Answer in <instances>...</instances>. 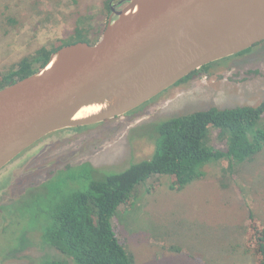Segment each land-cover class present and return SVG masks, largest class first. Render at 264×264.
Listing matches in <instances>:
<instances>
[{
	"label": "rangeland",
	"instance_id": "rangeland-1",
	"mask_svg": "<svg viewBox=\"0 0 264 264\" xmlns=\"http://www.w3.org/2000/svg\"><path fill=\"white\" fill-rule=\"evenodd\" d=\"M111 1L118 0H0V71L39 46L69 37L77 26L88 29L85 40L94 44ZM263 100L260 42L243 54L218 60L207 72L172 85L121 117L47 135L4 170L28 160L23 170L27 173L7 190L9 198L29 192L4 209L8 219L3 224L0 219V264H74L41 242L37 229L47 221L50 208L85 191L92 180L149 160L161 122L212 107H255ZM257 127L264 131V116ZM208 144L225 148L214 129ZM202 170L201 179L180 191L169 189L170 176L150 177L136 188L131 209L116 210L112 226L133 264H257L243 246V235L250 215L264 225V149L232 173L225 171L223 161L210 162ZM8 176H1V185Z\"/></svg>",
	"mask_w": 264,
	"mask_h": 264
},
{
	"label": "water",
	"instance_id": "water-1",
	"mask_svg": "<svg viewBox=\"0 0 264 264\" xmlns=\"http://www.w3.org/2000/svg\"><path fill=\"white\" fill-rule=\"evenodd\" d=\"M109 4L94 44L63 46L0 89V169L49 134L121 117L201 67L264 42V0Z\"/></svg>",
	"mask_w": 264,
	"mask_h": 264
},
{
	"label": "trees",
	"instance_id": "trees-1",
	"mask_svg": "<svg viewBox=\"0 0 264 264\" xmlns=\"http://www.w3.org/2000/svg\"><path fill=\"white\" fill-rule=\"evenodd\" d=\"M85 30L77 26L69 37L39 46L9 69L0 71V89L43 68L49 56L61 47L86 42L88 29ZM216 62L201 67L179 82L207 72ZM263 116L264 100L255 107H212L161 122L155 128L152 157L121 172L92 180L85 191L70 194L57 202L47 211V221L41 230L37 229L41 242L74 264H133V257L112 226L116 210L119 207L131 209L136 188L150 177L170 176L169 189L180 191L188 183L201 179L203 166L210 162L223 161L225 171L232 173L235 166L253 159L264 149V131L257 127ZM211 129L217 130L219 138L225 140L224 149L208 144ZM243 246L257 264H264V225L252 215L244 230Z\"/></svg>",
	"mask_w": 264,
	"mask_h": 264
},
{
	"label": "flooded vegetation",
	"instance_id": "flooded-vegetation-1",
	"mask_svg": "<svg viewBox=\"0 0 264 264\" xmlns=\"http://www.w3.org/2000/svg\"><path fill=\"white\" fill-rule=\"evenodd\" d=\"M118 1H120V0H118ZM117 1V2H118ZM125 5V3H122V7ZM120 8V7H119ZM119 8H117V9H119ZM43 139V138H42ZM40 141V140H39ZM37 144V142L35 143V145ZM34 145V144H33ZM34 147V146H33ZM30 148V147H29ZM32 148V147H31ZM27 150V149H26ZM24 152V151H23ZM21 154V153H20ZM19 154V155H20ZM15 159V158H14ZM22 161V160H21ZM21 161L20 162H16V163H18L19 164V166H20V164H21ZM6 166V165H5ZM9 166V168L11 167L12 169L11 170H9V168L6 170V171H4L8 166H6L2 171H0V178H1V176H3V175H9L7 178H6V184L3 186V185H1V183H0V219H1V222H2V224H3V222L5 221V220H7L8 218L7 217H5V216H7V214L6 213H4V209L6 208V207H9V206H13L14 205V201L15 200H19L20 199V197L21 196H23L24 194H27L28 192H29V190H27V192L25 193V192H22L18 197H15V198H9L8 196H7V190L8 189H12V187L16 184V181L17 180H19V178H18V176L19 177H22L25 173H27V172H24L23 170L27 167H29V165H28V160H26L23 164H22V166ZM3 168V167H2ZM18 171L17 172V174L14 176L13 175V172L14 171ZM12 174V175H11ZM18 182H20V180L18 181ZM3 197V198H2ZM12 199V200H11ZM9 217V216H8ZM0 230H1V228H0ZM1 232H3V230H1Z\"/></svg>",
	"mask_w": 264,
	"mask_h": 264
},
{
	"label": "bare ground",
	"instance_id": "bare-ground-1",
	"mask_svg": "<svg viewBox=\"0 0 264 264\" xmlns=\"http://www.w3.org/2000/svg\"><path fill=\"white\" fill-rule=\"evenodd\" d=\"M82 114V112H80L79 114H78V116H80Z\"/></svg>",
	"mask_w": 264,
	"mask_h": 264
}]
</instances>
